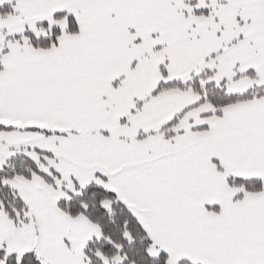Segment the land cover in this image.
<instances>
[{"label": "snow or ice", "instance_id": "obj_1", "mask_svg": "<svg viewBox=\"0 0 264 264\" xmlns=\"http://www.w3.org/2000/svg\"><path fill=\"white\" fill-rule=\"evenodd\" d=\"M0 264H264V0H0Z\"/></svg>", "mask_w": 264, "mask_h": 264}]
</instances>
